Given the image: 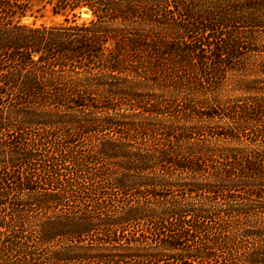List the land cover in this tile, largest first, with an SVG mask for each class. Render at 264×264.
Segmentation results:
<instances>
[{
    "label": "trees",
    "instance_id": "obj_1",
    "mask_svg": "<svg viewBox=\"0 0 264 264\" xmlns=\"http://www.w3.org/2000/svg\"><path fill=\"white\" fill-rule=\"evenodd\" d=\"M47 3L66 21L82 7L95 19L21 23ZM261 32L264 0H0V130L10 139L0 141V264H264V65L239 87L246 107L218 114L191 104L224 72L243 68L232 64ZM109 42L108 65H88ZM144 53L158 63L120 67L125 55L140 62ZM124 70L176 91L141 107L172 119L146 125L97 115L103 79ZM113 87L106 91L140 98ZM194 115H222L229 127L182 126ZM247 129L261 147L249 157L248 147L229 144H242ZM84 141L94 149L81 153ZM47 145L48 160L39 152ZM108 162L114 174L104 171ZM115 191L126 199L120 210ZM229 217L244 219L242 227L230 228ZM217 219L218 227L208 224Z\"/></svg>",
    "mask_w": 264,
    "mask_h": 264
},
{
    "label": "rangeland",
    "instance_id": "obj_2",
    "mask_svg": "<svg viewBox=\"0 0 264 264\" xmlns=\"http://www.w3.org/2000/svg\"><path fill=\"white\" fill-rule=\"evenodd\" d=\"M68 18L69 21H66L65 15L54 13L53 5L47 3L44 8L34 7L32 9V12H28L26 16L21 18V23L28 25H37V26L43 25L47 27L50 26L54 27L61 25H67V26L73 25L75 22L78 24L88 23L91 20L95 19L92 10L88 7H82L80 9H77L76 16L73 17L72 15H69ZM169 40L172 39L169 38ZM208 42H209L208 39H204V43L208 44ZM252 42H256V43L251 44L252 47H248V50L247 49L243 50L242 61L236 64H232L237 66L243 65V68L240 69L231 68L230 70H227L226 72L223 73V75L219 79L218 84L214 86L215 88H213L212 92L208 91L204 94L200 93L194 97L195 103H191V104L195 107L196 110L204 113H211L215 111L216 113L220 114L222 113V111L214 110L216 109V107H219L220 109H226L228 107L234 106L236 103H238V106L242 105L246 107V103L243 101L244 100V97L242 95L243 92L239 90V87L242 85V83H245L246 81L250 82L253 80H258L256 78H258L261 75L260 65H264V32H261L259 34L257 41H252ZM114 46H115L114 43L109 42V45L106 46L105 55L102 56L99 55L98 58L95 59V64H88V65H98L97 67H99L100 65H108L109 50L111 49L114 50ZM251 48L252 49L255 48V50L254 51L250 50ZM204 53L207 55L211 54L208 48L205 50ZM127 57L128 55H125L123 57L124 62L122 65H120L122 69H125L127 71L134 69L136 65H154V63L155 64L158 63L155 60H153L154 63L150 62L146 53H144V55L140 54L137 58H135L136 60V59H140L141 57L140 62L134 61L127 63ZM128 58L129 61L132 60V57H128ZM79 65H85V64L82 63ZM99 70L100 68L94 69L95 72H100ZM125 70L120 74L119 73H115V75L107 74L106 76L108 77L103 79L104 83L99 86L97 94L94 96V97H104V100H102V102L95 103L97 106L101 108L97 111L98 114L97 113L96 114L102 117L111 114L113 115L114 118L124 121L139 119L138 121H142V120L145 121L144 123H146V125L147 123H149V121L152 122L151 119L153 117L155 119H161L162 121L172 119V117L168 115L170 114V112L168 111L167 112L164 111L163 113L158 114L156 116L155 114L145 112V116H144L142 113L143 108L141 107L142 106L153 107L157 105L160 106V102L172 99L173 98L172 95L176 94V91H172L171 89L167 88L164 84L156 85L152 81L151 82L150 81L148 82L147 80L142 81L141 79L135 77V73L133 76L131 74H128V72L125 73ZM134 78L138 79L137 82L133 81ZM114 85L123 87V89L129 88V90L131 91L134 89L136 91V94L138 93L140 95V98L136 100L135 98L133 99L132 97H128L127 95L126 96L113 95L111 94L110 91H106L107 89L108 90L112 89V91H115L116 88L113 87ZM131 91H129L130 94L134 93V92L131 93ZM175 102L181 105L183 101H181V99L180 100L175 99ZM81 110L87 111L86 108ZM94 110L96 109H93V112ZM214 116L215 119L210 120L208 117L198 118L196 115H194L193 118L190 120V122L187 123L182 122V126H188L192 128L195 126V128H197L199 126L206 125L209 126V128L216 131L217 130H219L220 132L226 131V129H228L229 127V123H228L229 119L225 118L224 116L220 117L222 115H214ZM132 117H136V118H132ZM180 121L183 120L181 119ZM25 130H26L25 133H23L24 137H26L28 143L29 142L32 143L35 137L34 132L32 130L30 131V128H26ZM245 132H247L245 134H247L248 136L242 137L241 140L243 141L242 144L240 145L234 144L233 141H230L229 144L231 147H243V148L248 147V150H246V155H248L249 157V155H251L252 153L254 154V152L252 151L253 149L257 150L261 147L255 145L254 142L251 141V137L253 136V131L247 129ZM58 135L59 137H61L60 133H58ZM3 138L10 140L9 135L3 134L0 130V141ZM219 142L226 143L225 140H220ZM81 145H82L81 153H87L91 149H94L93 148L94 143H91V141L90 142L84 141ZM45 149L47 150H44V148H42V150H39V152L42 154L41 156L44 159H47L49 151L53 150V148L50 145H47ZM78 155H82V154L78 153ZM246 155L241 157L242 159L240 160L245 159ZM39 162H42V160L39 159ZM40 165L41 164L39 163L38 166ZM61 165L64 164L62 163ZM39 170L40 169H38V171ZM104 171L114 174L116 171L115 165L112 164L111 162L106 163ZM41 172L39 171V173ZM115 193L116 194L112 197L116 198L118 201L117 200L114 201V206L116 210L117 209L120 210L121 207L125 205L126 199L124 198V196L119 195L118 191H115ZM235 193H236V197L238 196L237 197L238 202L244 201L245 197L247 196L244 192L236 191ZM254 199L252 200V202H254ZM108 200H110V198ZM71 204L73 205L75 203L71 202ZM211 204H213V202ZM112 213H114V211ZM261 215H264V212H262ZM235 218L237 217L226 218L227 220L232 221L229 225L230 228L242 227V223L244 219H239L240 221L238 224L237 222L235 223L234 220ZM220 223H222V221L218 219L216 222L213 223L208 222L210 226H216V227H218ZM247 227L251 229V226H247ZM217 231L218 229H213L210 230L207 234H209L210 237L213 238V236L217 234ZM222 234L223 233H221L220 235L225 237L224 234L223 235ZM247 241L253 242L251 238H248ZM69 264H73V263H69Z\"/></svg>",
    "mask_w": 264,
    "mask_h": 264
}]
</instances>
